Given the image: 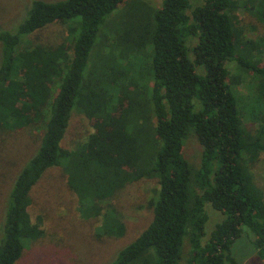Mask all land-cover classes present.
<instances>
[{
  "label": "trees",
  "instance_id": "trees-1",
  "mask_svg": "<svg viewBox=\"0 0 264 264\" xmlns=\"http://www.w3.org/2000/svg\"><path fill=\"white\" fill-rule=\"evenodd\" d=\"M239 8L264 20V0H161L157 8L139 0H33L14 31L0 26V129L40 127L38 146L5 199L0 264H14L43 236L27 211L30 191L56 167L80 217L96 220L102 238L124 234L108 203L114 194L154 181L149 223L105 264H179L184 242V264H237L239 247L264 264L263 193L249 169L264 154V115L252 134L243 128L225 66L257 79L248 114L264 107V66L242 56ZM52 24L65 26L64 48L31 42ZM140 65L149 86L142 96L124 88L122 113L116 92L124 80L140 79ZM87 106L100 124L84 143L64 149L70 115L88 114ZM186 136L199 147L197 166L182 154ZM207 206L221 216L208 231Z\"/></svg>",
  "mask_w": 264,
  "mask_h": 264
},
{
  "label": "rangeland",
  "instance_id": "rangeland-1",
  "mask_svg": "<svg viewBox=\"0 0 264 264\" xmlns=\"http://www.w3.org/2000/svg\"><path fill=\"white\" fill-rule=\"evenodd\" d=\"M33 0H0V26H6L12 32L16 23L21 19L25 7ZM54 2L59 0H43ZM146 5L157 8L161 0H139ZM248 6V4H247ZM246 8V7H245ZM237 9L234 13L236 21L234 27L238 31V42L241 43L242 56L251 57L264 66V20L259 21L246 9ZM32 43L48 44L64 48L66 45L65 26L52 24L29 37ZM92 53V52H91ZM149 50H141L139 55L145 61ZM129 53L124 58H131ZM118 58V57H117ZM120 66L122 62H119ZM133 64V61L131 62ZM141 66V76L138 81L124 80V87L118 90L115 101L121 111L127 109L126 95L123 89L142 96L149 86L144 78L148 69ZM231 87L238 98L242 109V126L252 134L262 123L264 107H255L248 114L249 104L256 99L257 79L249 73H244L235 67L234 63L225 64ZM122 69L121 67H119ZM126 78H129L126 77ZM23 93L28 95L25 87ZM21 96V95H20ZM24 97V95H23ZM259 103V102H258ZM264 102L262 103V105ZM259 106V105H258ZM89 113L73 112L70 115L67 128L60 145L67 150L74 149L84 143L89 135L94 133L98 121L95 122L90 106L84 107ZM40 127L33 125L16 131L0 129V221L5 199L13 178L23 163L30 157L38 146ZM182 154L192 166L199 161V147L191 136L183 140ZM253 183L263 193L264 201V154L259 153L256 162L249 167ZM155 187L153 180H140L124 186L109 200L111 208L124 226V234L119 238L96 237L98 224L94 219L80 217L77 203L72 192L66 187L65 179L60 168L46 170L30 191L31 203L27 211L32 222L39 221L43 229V236L30 244L22 252L14 264H105L115 251L132 241L149 223L150 210L146 202L151 196V189ZM104 205V204H103ZM208 208V219L205 230L218 223L221 216L218 212ZM186 242H184L179 264H184L186 257ZM238 248L237 264H255L251 253L243 254Z\"/></svg>",
  "mask_w": 264,
  "mask_h": 264
}]
</instances>
